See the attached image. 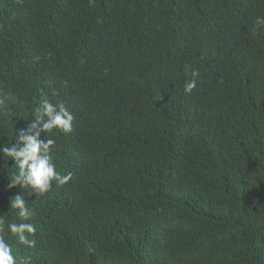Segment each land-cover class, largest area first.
Returning <instances> with one entry per match:
<instances>
[{
  "label": "trees",
  "instance_id": "16d2710c",
  "mask_svg": "<svg viewBox=\"0 0 264 264\" xmlns=\"http://www.w3.org/2000/svg\"><path fill=\"white\" fill-rule=\"evenodd\" d=\"M264 0H0V146L74 116L17 264H264ZM196 87L184 92L185 81Z\"/></svg>",
  "mask_w": 264,
  "mask_h": 264
},
{
  "label": "clouds",
  "instance_id": "9594fccd",
  "mask_svg": "<svg viewBox=\"0 0 264 264\" xmlns=\"http://www.w3.org/2000/svg\"><path fill=\"white\" fill-rule=\"evenodd\" d=\"M256 24L264 26V17H256ZM199 72L192 71V79L185 81L184 92L191 93L196 87V79ZM0 103H3L0 100ZM32 121L23 129L15 131V143L0 146V160L7 165L9 160L14 161L17 171L11 174L8 187L19 186L29 196H43L47 193L53 181L62 186L68 182L70 176L61 175L55 170V164L50 155L56 140L48 136L42 141L41 133H52L59 130L62 133L72 131L74 116L62 104H54L47 99L41 102L40 107L33 112ZM9 208L15 214L19 222L8 223L0 216V264H17L13 255L12 245L6 237L11 235L19 245L29 248L34 247L35 240L30 239L36 233V226L30 221L35 215L33 208L28 206L24 196L17 195L9 201Z\"/></svg>",
  "mask_w": 264,
  "mask_h": 264
}]
</instances>
